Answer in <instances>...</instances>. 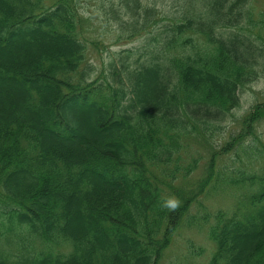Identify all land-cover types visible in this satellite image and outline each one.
I'll list each match as a JSON object with an SVG mask.
<instances>
[{"label":"trees","instance_id":"16d2710c","mask_svg":"<svg viewBox=\"0 0 264 264\" xmlns=\"http://www.w3.org/2000/svg\"><path fill=\"white\" fill-rule=\"evenodd\" d=\"M46 1L0 0V264H162L184 221L207 228L206 264H264L263 96L235 118L264 77L257 0H99L121 41L142 39L110 47L107 69L88 59L79 0ZM198 135L204 172L178 187ZM231 151L243 157L228 166ZM227 191L230 212L192 213Z\"/></svg>","mask_w":264,"mask_h":264},{"label":"rangeland","instance_id":"374dc122","mask_svg":"<svg viewBox=\"0 0 264 264\" xmlns=\"http://www.w3.org/2000/svg\"><path fill=\"white\" fill-rule=\"evenodd\" d=\"M56 1L57 0H47L46 3L48 6H52L56 3ZM77 5L81 16L83 18H90L87 19L88 22L85 23L81 35L86 41L88 59L90 62L96 63L98 69H107L106 66L103 67V62L107 59L109 53L108 49L110 47L111 51H119L123 49L136 48L142 43V39L140 38L126 42L120 40L121 35L115 25H110L108 22H105L104 17L101 16L98 11L101 1L79 0ZM257 8L264 10V0H257ZM80 31H82V26ZM261 96H263L264 99V77L243 90L241 95L242 103L240 108L235 111V118H240L248 112L257 99L261 98ZM234 120V118L228 119L224 124V132L222 134L223 137H226L228 131L237 132L240 129V124ZM257 134L258 139L255 140L254 144H259L258 146L264 150V117L257 127ZM188 140L189 144L182 154L183 159L180 164L182 166H186L190 165L193 159H202H200L198 170H195L196 172H194L189 179L179 178L176 181V186L183 187L185 189H188L189 185H192V183L194 184L197 179L201 177L204 172L203 165L206 162L205 159L208 157V148L206 147L204 140H202L199 135L198 137H189ZM215 140L216 146L220 147L223 139L216 137ZM240 157H243L240 153L238 155L237 152L231 151L225 160L226 165H237ZM262 165H264V159L261 161L260 158L259 162L255 164V166H252L251 171L256 170L259 173L264 172V170H260ZM217 168L220 169L221 166H217ZM236 195L237 194L234 191H227L225 193L219 192L217 194L202 196L201 203L203 205V209L194 207L191 211L193 214L197 215L200 214L201 210L207 208L211 210L223 208L224 210L230 212V209H232L235 202ZM197 217L200 216L198 215ZM187 225V222L184 221L182 225L183 229L179 235L176 236L173 244L167 249L166 254L163 257L162 264H206L211 258L214 246L205 233L207 228L198 222L191 225V228H186L190 226ZM189 239L194 240L199 250L203 248L204 252L199 255H195V257H189Z\"/></svg>","mask_w":264,"mask_h":264},{"label":"clouds","instance_id":"9594fccd","mask_svg":"<svg viewBox=\"0 0 264 264\" xmlns=\"http://www.w3.org/2000/svg\"><path fill=\"white\" fill-rule=\"evenodd\" d=\"M179 204V200L176 197H168L163 200L161 207L169 210H174Z\"/></svg>","mask_w":264,"mask_h":264}]
</instances>
